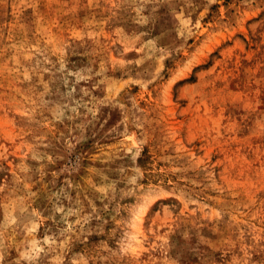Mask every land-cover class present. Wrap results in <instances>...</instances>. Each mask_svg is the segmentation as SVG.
I'll return each instance as SVG.
<instances>
[{"label": "rangeland", "instance_id": "1", "mask_svg": "<svg viewBox=\"0 0 264 264\" xmlns=\"http://www.w3.org/2000/svg\"><path fill=\"white\" fill-rule=\"evenodd\" d=\"M0 264H264V0H0Z\"/></svg>", "mask_w": 264, "mask_h": 264}]
</instances>
